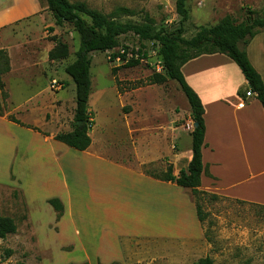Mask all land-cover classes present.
I'll list each match as a JSON object with an SVG mask.
<instances>
[{
    "label": "rangeland",
    "instance_id": "obj_1",
    "mask_svg": "<svg viewBox=\"0 0 264 264\" xmlns=\"http://www.w3.org/2000/svg\"><path fill=\"white\" fill-rule=\"evenodd\" d=\"M39 1L44 8L41 18L30 17L11 27L20 41L12 50L14 72L6 78L10 94L3 113L6 115L19 109L17 118L31 128L9 129L12 139L7 140L5 148L0 144V216L12 218L17 226L14 234L0 239V264H65L67 260L73 261L75 254L71 251L74 246L59 247L63 241L56 236L60 232L57 214L44 200L65 196L63 172L68 177L70 190L78 198L86 197L85 202L90 203L81 213L86 218L76 220V230L85 233L94 230L99 242L110 237L112 230H118L123 237L122 243H127L130 238L126 235L136 232L131 228H145L153 225L155 220L156 224L165 222L181 226L182 198L178 193L173 192L171 202L166 204L158 200L157 210L151 208L150 215L146 203L151 188L135 175L89 160L88 155H78L75 150L70 149L73 152L68 153L60 142L51 146L44 141V135H49L46 129L62 133L73 127L76 85L65 68L76 59L80 37L71 24L55 26L45 0ZM69 1L84 2L107 16H115L121 23L151 24L156 31L171 32L179 27L181 20L176 12V0ZM187 7L190 18L185 23L183 37L191 39L202 28H211L226 16H230L235 24L261 17L264 0H188ZM122 8L130 13L116 15ZM49 25L54 31L49 30ZM28 40L31 41L29 45L23 47L27 44L24 41ZM53 40L68 46V57L51 61L45 55L44 47L48 42L55 46ZM140 48L146 57L136 67H125L120 59L111 62L112 54H123L127 50L131 56L132 50ZM257 48L261 47L255 46V50ZM158 50L154 41L142 42L129 33L121 37L119 48L92 53L90 70L89 111L96 121L90 133L94 142L99 143L98 148L103 149L100 153L111 161L127 163L138 173L153 176H163L173 160L179 165L180 159L166 155L174 153L187 158L192 150L189 130L194 127L190 105L179 84L169 78L159 84L150 82L159 75ZM254 59L264 69V49H258ZM234 81L235 85L242 83L238 77ZM248 90L243 86V91L239 92L241 102H245L244 95ZM54 97L61 102L55 103ZM57 159L62 160L56 162ZM142 160L154 161L142 164ZM66 161L75 163L79 174L74 169L70 171ZM13 162V172L6 174ZM27 171L35 186H28ZM85 177L90 180V193L85 189ZM187 194L206 214L201 224L202 238L138 241L136 259L126 264H198L207 256L214 264H264V206L224 197L197 196L188 189ZM62 230L63 240L80 245V236H74L73 225L65 221Z\"/></svg>",
    "mask_w": 264,
    "mask_h": 264
},
{
    "label": "crops",
    "instance_id": "obj_2",
    "mask_svg": "<svg viewBox=\"0 0 264 264\" xmlns=\"http://www.w3.org/2000/svg\"><path fill=\"white\" fill-rule=\"evenodd\" d=\"M42 11H44V8L39 0H0V50L7 51L11 61V71L3 75L5 83L6 78L10 77L14 72L12 50L18 45L17 42L20 41L11 27L30 17L41 18ZM24 42L27 44L23 45V47L28 46L31 41ZM255 46H260L261 48L255 50ZM53 47L54 44L47 43L44 47L46 56H48V52ZM258 49H264V32L262 33L261 31L253 38L247 53L252 65L264 80V69L254 59ZM182 73L189 86L200 97L204 107L205 136L202 155L204 166L208 167L209 174L212 177L205 173L202 175L200 190L219 197L264 206V108L256 96L244 97L246 104L242 108L239 107L241 103L239 92L243 91V86L248 87V81L236 63L223 54L202 55L193 59L182 67ZM236 77L240 78L241 85H235L234 78ZM231 78L232 80L230 81ZM54 102H61V100L54 97ZM18 110L14 109L13 112L0 116L1 148H5L7 140L12 139V133L9 129L22 127L8 118L9 115H14L17 118ZM17 119L20 120L19 118ZM45 123L48 124L49 122L45 121ZM193 129L194 127L190 128V135ZM46 130L49 135L43 134L44 141L49 145L51 144V146L56 145L55 142L58 141L54 140V136L61 132ZM70 131L72 129L67 132ZM90 137L92 145L86 151H78L60 143L63 144L62 147L67 149L66 152L68 153L71 150H75L77 152L74 153L78 155H88L90 157L89 160L98 161L121 171L125 170L128 174L135 175L140 181L148 185L151 188V194H149L146 205L150 208V215L151 208L157 210L158 200L166 204L167 201L171 202L173 192L178 193L182 198V225L175 227L176 225H168L165 222L156 224L155 220L153 225L145 228H131V230L136 232L126 235L130 238L127 243H122L121 231L118 230H112L110 237H104L99 242L93 229V232L88 231L87 233L83 230H76L78 227L76 220L82 221L86 218L81 213L90 203L85 202L86 197L78 198L70 190L68 177L63 172L65 199L64 197H59L61 195H57L58 197H47L44 200L49 204V200L59 199L64 207L63 214L57 219L60 232L56 236L62 238L63 241L59 247L74 246L71 253L75 254L73 261L68 262L67 260L65 264L84 262L87 264H126L136 259L135 251L138 250L135 248H137L136 243L138 241L143 240L151 243L167 240L188 241L202 238L203 228L198 219L196 205L190 195L187 194V189L185 190L170 182H163L142 172L138 173L133 168L128 167V164L123 161L115 162L104 158L103 154L100 153L103 152V149L98 148L99 143L94 142V137L91 133ZM173 139L177 140L176 137ZM174 147L172 146V148ZM172 148L170 147L171 152ZM166 156H170L172 159L174 157L180 159L179 165H176L174 160L172 161L174 175L177 176L181 169H187L192 160V150L188 152L187 158H182L180 154L174 153ZM61 160L57 159L56 162ZM153 161L145 162L142 160L141 162L142 164H148ZM13 164L14 162L9 166L6 174L7 172L8 174L13 172ZM66 165L70 171L74 169L76 172L78 168L71 161H66ZM27 177L30 183L28 186H35L32 183L33 178L28 171ZM77 179L79 183H82L81 178L77 177ZM84 183L86 184L85 189L90 193L89 178L85 177ZM22 186L25 187L24 184ZM55 213L57 214L56 211ZM65 221L74 226V236H80V245L72 241L63 240L62 225ZM158 227L161 229H158ZM112 237L113 239L109 240Z\"/></svg>",
    "mask_w": 264,
    "mask_h": 264
},
{
    "label": "trees",
    "instance_id": "obj_3",
    "mask_svg": "<svg viewBox=\"0 0 264 264\" xmlns=\"http://www.w3.org/2000/svg\"><path fill=\"white\" fill-rule=\"evenodd\" d=\"M45 2L47 10L53 16L54 25L63 27L66 24H71L80 37V48L76 52V59L65 68V72L76 85V109L72 131L58 133L54 136V140L78 151H86L92 145L90 131L94 128L96 121L94 114L89 111L92 91L91 54L113 51L121 46L122 36L133 33L142 42L154 41L159 46L158 53L164 72L150 79L151 84H159L167 78L176 81L188 100L192 120L197 123V127H194L191 132L192 160L187 169H181L176 176L174 175L173 165H170L163 176L146 175L191 190L197 196L209 195L212 199H219L220 197L217 195L200 190L202 175L205 173L212 177L209 174L208 167L204 166L202 155L205 136L204 107L198 94L187 83L182 73V67L202 55H226L239 67L248 81L249 90L256 94L257 99L264 108V80L252 65L246 51L250 41L258 32L264 29V12L261 17L240 24H235L230 16H226L215 26L202 28L193 38L185 39L183 37L185 23L190 18L187 7L188 0H176V12L181 20L179 27L171 32L156 31L151 24L137 25L118 22L115 16H107L90 8L84 2H70L69 0H45ZM117 13L116 15H122L130 12L122 8ZM49 30L54 31V27H49ZM53 41L55 46L49 52V59L54 61L68 57V46L56 42V40ZM129 53L125 50L123 54H112L111 62L120 59L125 63V67L130 68L140 65L146 57V53L141 48L132 50L131 56H129ZM10 71V57L7 51L0 50V116L4 115L3 111L7 108L6 100L9 98L3 75ZM8 118L18 125L26 126L14 115H9ZM79 122H82V124L79 125ZM26 127L31 128L30 126ZM34 130L37 129L34 128ZM49 204L57 212V218L59 219L64 211L61 201L51 199ZM195 205L198 219L203 224L206 214L200 204L195 202ZM16 231L17 226L12 218L0 216V239H5ZM17 264L25 263L18 262ZM198 264H214V261L207 256L201 259Z\"/></svg>",
    "mask_w": 264,
    "mask_h": 264
},
{
    "label": "built area",
    "instance_id": "obj_4",
    "mask_svg": "<svg viewBox=\"0 0 264 264\" xmlns=\"http://www.w3.org/2000/svg\"><path fill=\"white\" fill-rule=\"evenodd\" d=\"M157 72L158 73H162V72H164V67H163V64L161 63L160 64V66H158V68H157ZM55 84H57V82H54ZM53 88H56L55 86H53ZM56 89H59V87L57 86V88ZM256 94L255 93H253L251 90H248L246 93H245V97L246 98H250V97H253V96H255ZM245 106V102L243 101V102H241L240 104H239V107L240 108H242V107H244Z\"/></svg>",
    "mask_w": 264,
    "mask_h": 264
},
{
    "label": "water",
    "instance_id": "obj_5",
    "mask_svg": "<svg viewBox=\"0 0 264 264\" xmlns=\"http://www.w3.org/2000/svg\"><path fill=\"white\" fill-rule=\"evenodd\" d=\"M82 122H79V125H81ZM194 127H197V123H193Z\"/></svg>",
    "mask_w": 264,
    "mask_h": 264
}]
</instances>
